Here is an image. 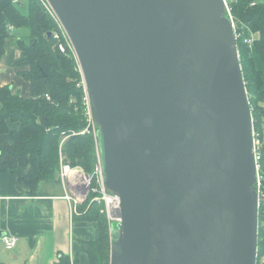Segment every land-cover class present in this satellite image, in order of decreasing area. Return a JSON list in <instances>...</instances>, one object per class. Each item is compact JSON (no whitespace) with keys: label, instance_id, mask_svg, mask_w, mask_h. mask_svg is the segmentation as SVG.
Wrapping results in <instances>:
<instances>
[{"label":"water","instance_id":"95a60500","mask_svg":"<svg viewBox=\"0 0 264 264\" xmlns=\"http://www.w3.org/2000/svg\"><path fill=\"white\" fill-rule=\"evenodd\" d=\"M48 2L121 202L111 264H257L253 117L224 0Z\"/></svg>","mask_w":264,"mask_h":264},{"label":"trees","instance_id":"16d2710c","mask_svg":"<svg viewBox=\"0 0 264 264\" xmlns=\"http://www.w3.org/2000/svg\"><path fill=\"white\" fill-rule=\"evenodd\" d=\"M17 1L0 0V61L7 41L14 39L23 53L16 63L18 76L30 84L31 96L24 98L11 86L0 87V171L19 173L26 194L38 197L44 194L42 185L61 183V159L91 175L97 164V143L92 132L81 134L87 127L85 95L78 87L81 76L70 53L63 54L58 48L59 41L52 35L55 23L39 0ZM230 6L241 34L237 42L240 64L253 125L260 134L264 181V80L255 63V56L264 63V0H235ZM251 37L253 46L245 43ZM28 67L30 71L25 70ZM95 196L90 194L92 200ZM89 200L78 205L74 215L75 221L93 224L98 231L96 239L82 243L87 264H111L106 209L102 203ZM258 255L257 264H264L263 207L259 212ZM79 263L78 256L73 260L62 255L57 264Z\"/></svg>","mask_w":264,"mask_h":264},{"label":"crops","instance_id":"0c3cea01","mask_svg":"<svg viewBox=\"0 0 264 264\" xmlns=\"http://www.w3.org/2000/svg\"><path fill=\"white\" fill-rule=\"evenodd\" d=\"M22 58L15 40L9 39L0 61V87L11 86L13 92L29 98L30 84L18 76L16 68ZM255 63L264 80V63L258 56ZM41 189L43 196H28L19 182V173L0 171V264H57L62 255L73 260L78 256L79 264H87L82 243L96 239L98 231L93 224L74 220L75 193L70 182L44 184ZM5 235L19 239L14 250H5L1 242Z\"/></svg>","mask_w":264,"mask_h":264},{"label":"built area","instance_id":"2783aa9c","mask_svg":"<svg viewBox=\"0 0 264 264\" xmlns=\"http://www.w3.org/2000/svg\"><path fill=\"white\" fill-rule=\"evenodd\" d=\"M47 13L50 15L52 18L53 22L56 25V31L52 33L54 38L59 41L58 48L61 53L67 54L68 52L70 55H72L74 58H76L75 50L71 44V41L67 35L66 30L64 29L61 21L59 20L57 14L54 12L53 8L51 7L50 3L48 0H39ZM235 0H224L225 6H226V14L228 15L227 17L232 23L233 29H234V34L236 37V41L238 42V39L240 38L241 34L238 32L237 29V23L235 21V18L232 14V9L230 4L234 2ZM15 3H18L17 0H15ZM252 5H255L253 3ZM12 29V28H11ZM245 43H247L249 46H253L254 43V38H248ZM238 45V44H237ZM77 59V58H76ZM78 62V60H77ZM79 65V63H78ZM80 68V66H79ZM81 72V69H80ZM82 74V72H81ZM78 87H82L83 91H85V97L84 98V104L86 106V117H87V122L90 124H94L93 118H92V111H91V105H90V100L88 97V90L85 84V80L82 75V81L78 85ZM47 99L50 100V97L47 96ZM95 125V124H94ZM86 132L90 133L89 130H86ZM85 131L82 132L81 134H85ZM97 132V131H96ZM96 137V134H95ZM253 138H254V145H253V155L255 159V164H256V184H255V189L257 192V206H258V214L260 212V209L263 207L264 208V181L262 177V165H261V140H260V134L255 131V128L253 129ZM99 159V157H98ZM98 178V186L93 187L92 185V178L90 176H87L84 174V172L81 171V169H75L72 168L70 165L65 164L63 162V159L61 160V169L59 172V177L62 181H68L70 182V185L72 187L73 192L75 193V196L73 198L74 201V206H73V215L78 214V205L82 203L83 199L85 201L86 193H98L99 196L95 198L94 201H99L104 203L105 208H106V215L111 218L112 212H114L116 218H114L115 221L113 223H117L121 221V216H120V210H121V202L120 199L117 195H114L108 189L106 188L104 181H103V174L101 171V167L98 163L97 165V174ZM83 201V202H84ZM112 223V224H113ZM111 224V225H112ZM1 242L7 251H12L14 250L18 243L19 239L15 236L11 235H5L1 236ZM259 256V255H258ZM258 260V259H257ZM264 262V258L262 259Z\"/></svg>","mask_w":264,"mask_h":264},{"label":"rangeland","instance_id":"374dc122","mask_svg":"<svg viewBox=\"0 0 264 264\" xmlns=\"http://www.w3.org/2000/svg\"><path fill=\"white\" fill-rule=\"evenodd\" d=\"M26 11H24V13H25ZM35 39H33V41H34ZM27 43L30 45V43H31V40H28L27 41ZM72 56V55H71ZM72 58L75 60V66H76V70H78L79 71V73H80V76H81V81H82V74H81V72H80V68H79V65H78V62H77V59L76 58H74L73 56H72ZM25 70H27V71H30V67H28V68H25ZM84 92V95H86L85 94V91H83ZM84 98H86L85 96H84ZM87 118V117H86ZM86 130H89L90 132H92V134H94V136H95V134H96V131H97V127L92 123V124H90L89 122H87V127H86ZM86 132V131H85ZM87 133V132H86ZM62 160V159H61ZM98 163H99V159H98V151H97V164L95 165V169H94V171H93V173L91 174V175H87L83 170H81L82 172H84V174H86L87 176H90L91 178H92V185H93V187L95 188V187H97L98 186V178H97V176H96V174H97V165H98ZM75 169H77V168H75ZM79 169V168H78ZM61 180V179H60ZM94 184H95V186H94ZM50 189V186H46V190H49ZM51 190L52 191H56V189H55V187H51ZM91 193H93V192H91ZM91 193H86V195H85V197H86V199L85 200H89V199H91V201L93 202L94 200H95V198H97L98 196H99V194L98 193H93V194H95L96 196L94 197V199L92 200V197H90V194ZM92 196V195H91ZM83 201H84V199H83ZM82 201V202H83ZM90 201V200H89ZM97 202H99V201H97ZM99 203H102V202H99ZM80 204H82V203H80ZM79 204V205H80ZM103 205H104V203H102ZM104 208H105V205H104ZM106 209V208H105ZM106 216V221H107V225L109 226V232H110V228H111V224L113 223V222H115V221H112V220H114V218H116V216H115V214H114V212H112V215H111V218H109L107 215H105ZM114 224V223H113ZM4 252V251H3ZM2 254V253H1ZM8 255V254H7ZM2 259H4V257H2Z\"/></svg>","mask_w":264,"mask_h":264}]
</instances>
